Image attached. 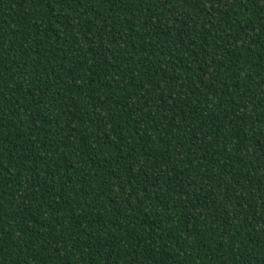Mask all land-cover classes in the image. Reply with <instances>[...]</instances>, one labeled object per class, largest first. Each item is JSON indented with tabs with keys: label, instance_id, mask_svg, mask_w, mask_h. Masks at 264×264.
<instances>
[{
	"label": "trees",
	"instance_id": "trees-1",
	"mask_svg": "<svg viewBox=\"0 0 264 264\" xmlns=\"http://www.w3.org/2000/svg\"><path fill=\"white\" fill-rule=\"evenodd\" d=\"M0 264H264V0H0Z\"/></svg>",
	"mask_w": 264,
	"mask_h": 264
}]
</instances>
